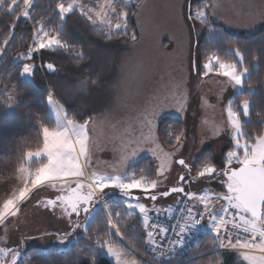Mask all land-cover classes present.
<instances>
[{
    "label": "snow or ice",
    "instance_id": "6c2138e0",
    "mask_svg": "<svg viewBox=\"0 0 264 264\" xmlns=\"http://www.w3.org/2000/svg\"><path fill=\"white\" fill-rule=\"evenodd\" d=\"M125 2L128 3L130 0ZM19 4L20 0H10L7 8L11 10ZM31 5L32 0H23L25 9L21 12L23 17L30 18L27 9ZM0 6H4V0H0ZM219 7L218 3L209 4L208 0H203V3L191 0L188 11L182 15L188 30L187 74L192 78H199L201 73L203 77L215 73L229 78L233 87L243 86L244 76L249 68L243 66L244 57L239 48L234 49L239 57V63L227 62L213 52L205 54L204 62L201 64L195 55L194 49L198 41L194 33H197L198 26H211L210 17L216 15ZM57 8L62 16L71 13L74 8H79L80 13L93 24L99 19L108 30L98 32V35L107 40H112L121 33H130L129 38L133 42L138 39L137 33L128 26V18L132 13L127 10L119 12L118 18L121 22L114 25L108 19L109 12L117 14V8L112 6V0H104L98 10L86 8L78 3V0H71L67 5L59 3ZM92 12H95L94 16L90 14ZM178 18H181L179 12ZM261 18L264 19V13H261ZM15 26L14 23L10 25L5 37L0 40V55L5 54L9 42L13 39L12 30ZM113 27L116 29L115 32L112 31ZM31 39L32 45L27 51L17 55L18 59L28 61L22 65V74L34 73L37 65L32 61L35 59V54L43 50L70 52L76 58L77 65L91 59L83 47L63 40L59 31L55 29H46L43 21L37 22ZM40 66L51 71L57 70L53 62ZM83 82L95 85L98 78L85 77ZM187 83L188 81L182 76L171 94L170 106L179 113H185L191 107L193 97L187 88ZM79 85H81L80 81L77 82V86ZM117 85L120 86L119 82ZM47 98L66 115L64 105L58 104L53 91L49 92ZM220 99L221 97L218 96L217 102ZM199 104L205 109L213 106L211 99L205 96L199 97ZM249 106L250 100L240 101L239 107L243 108L244 115L249 114ZM128 108L127 97L121 95L118 97V103L110 110L109 116H122ZM164 111L163 106L156 107L149 102L140 115L127 117V125L118 142L115 138L112 141L113 162L110 164L109 161H103L104 164L115 169L118 174L114 175L100 174L93 168L95 161L90 155L89 145V124L92 121L90 114H86L87 118L83 119V122L78 123L74 118L68 120L67 124L71 127L61 128L59 124L50 127L41 123L42 147L35 151L27 150L26 157L28 159L39 157L46 162L41 163L34 173L27 172L24 185L18 194L6 200L0 207V226L6 233L8 232L12 218H16L21 212L17 201L23 204L34 202V207L42 209V215L46 219V223H42L39 229L41 235L55 237L63 244L77 229L89 230L88 221L96 219L95 207L99 203L105 209L108 229L123 238L124 233L112 219L113 216L119 217L121 213L114 211L104 199L107 190L114 188L119 189L126 197L124 203L128 209L138 210L141 214L146 236L145 243L153 256L175 255L178 247L185 243V235L202 221L207 220L216 233L210 241L213 248L235 250L248 264H264V156L260 155V148L264 146V135H258L251 143L247 138L241 140L238 135L243 126L241 113L238 107L234 106L233 100H229L227 111L230 117L228 123L232 126V138L229 139L227 146L222 148L218 160L213 153L194 164L185 156L187 129L173 126L158 128V121ZM112 127L116 128L117 124H113ZM201 127L203 129L201 145L210 139H220L227 130L215 123L209 126L206 119L201 120ZM165 136L175 148L161 156L160 148L151 145H159ZM144 150L150 151L157 159L155 167L148 174L143 170L140 173L126 172L127 162ZM81 157L84 158L83 162ZM21 171L26 170L22 168ZM213 185H218L225 191L215 190ZM134 190H138V194ZM173 196L177 197L175 203L182 205L178 209L180 216L177 223L169 228L158 221L153 222L154 217L151 215L153 212L157 214L166 212L171 216L173 211H176L172 205L166 208L158 206L164 198ZM29 238L21 233L20 239L16 241V247H0V264H17L23 253V243ZM100 250H106L107 253L115 256L117 261L122 258L121 251L112 240L102 239L97 232L94 245L89 251L83 248L78 250L80 255L77 257V264L85 259L89 264H97L96 254ZM257 252L260 254L257 255ZM143 255L147 256L148 253L145 252ZM132 264H140V262L133 261Z\"/></svg>",
    "mask_w": 264,
    "mask_h": 264
},
{
    "label": "rangeland",
    "instance_id": "374dc122",
    "mask_svg": "<svg viewBox=\"0 0 264 264\" xmlns=\"http://www.w3.org/2000/svg\"><path fill=\"white\" fill-rule=\"evenodd\" d=\"M33 2L34 0H32ZM69 2L71 0L65 5ZM208 2L209 4L218 3L220 5L216 10V15L210 17L211 25L216 22L221 23L226 28L243 35L251 34L259 29L258 24L261 20L259 11L264 9V0H208ZM9 3L10 0H4V6H0V10L7 8ZM22 3L23 0H20L19 5ZM78 3L83 4L86 8H96L98 10L99 5L103 4L104 0H90L89 2L78 0ZM190 3L191 0H141L135 14L137 41L105 42L102 44L103 46L101 45V48H108L107 50H100L95 58L96 63L101 68L103 67L102 76L97 84L83 87V90L77 95L74 100L77 117L69 116L67 110L65 115L64 112L58 110V106H54L49 101L50 114L55 120L54 127L58 124L61 128L71 127L67 124L68 120L74 118L79 123L87 118L86 114L91 115L92 121L89 124L90 155L93 161H95L93 168L100 174H118L113 167L104 164L103 161H109L110 164L113 162V153L111 151L113 139L115 138L118 142L119 137L127 125V117L140 115L148 106L149 102L155 104L156 107L163 106L165 108V111L158 121V128L160 123L167 118H177L184 122L188 137L185 156L193 163L207 149L213 148L220 153L222 148L226 147L229 143V139L232 138V126L228 123L230 117L227 111V102L229 100H233L234 106L238 107L242 122L249 121L250 110L248 115H244L243 108L239 107L240 101H237V96L244 91V85L233 87L229 78L216 75L215 73L210 74L208 77H203L202 73L199 78L188 76V30L182 15L188 11ZM19 5L12 7L11 10ZM112 6L117 8V14L109 12L108 19L114 25L115 23L121 22L118 18V13L123 11L122 9L124 8L119 3V0H112ZM27 10L30 12V8ZM73 10L80 12L79 8H74ZM178 12L181 14V18H178ZM90 14L94 16L95 12ZM65 16L66 14L62 17L64 18ZM96 21L102 31L105 32L108 30L99 19ZM46 29L48 28L46 27ZM204 29V26H198L197 33H194L197 41L203 35ZM112 31L115 32L116 29L113 27ZM112 43L113 48L111 47ZM117 44L126 46L127 48L121 52L122 55L117 53V48L115 47ZM194 51L202 64L204 58L200 57L197 47ZM233 52L235 53L234 50ZM1 57L2 55H0V60ZM227 62L239 63V57L237 56L236 60ZM40 68L43 71V67L40 66ZM248 73L245 74L244 79ZM23 75L27 78H31L32 76V74ZM182 76L188 81L187 88L193 97L191 107L185 113H179L170 106L171 94L175 91V86ZM117 82H119L120 86L117 85ZM121 95L127 97L129 108L122 116H109L110 110L114 104L118 103V97ZM8 96L14 100V96L10 91L8 92ZM201 96L210 98L213 106L206 109L201 108L199 104V97ZM218 96L221 97L219 102H217ZM165 97L168 99L166 100ZM57 102L58 104H62L59 101ZM251 104L252 102L250 100L249 108H251ZM64 107L66 109L65 105ZM73 115L75 116V113ZM204 119L209 122V126L215 123L218 126L225 127L227 130L224 136L218 140L210 139L201 145L200 138L203 134L201 120ZM118 121H122V123H117ZM113 124H117V127L113 128ZM238 135L241 140L247 138L243 126ZM151 147H159L162 156L165 152L173 151L175 145L167 146L161 140L159 145H151ZM36 149L31 150L35 151ZM260 155L264 156V146L260 148ZM146 157L151 158L155 165L157 164L158 161L151 152L144 150L127 162L125 171L131 174L132 171L129 170L131 163H138ZM83 159L81 157L82 162ZM43 162L46 161L39 157L28 159L25 154L23 163L16 170L10 171L0 166V207L3 206L6 200L18 194V191L24 185L27 172L34 173L35 169ZM22 168L26 171L22 172ZM212 187L218 191H225V189L220 188L218 185H213ZM134 191L138 194V190ZM109 192H111V195H117L121 191L110 188L107 190V194ZM120 197L111 196L109 197V201H107L106 198L108 197L105 196L104 199L110 205L120 203L122 200L125 201L126 198L122 196L121 199ZM175 198V196L164 198L158 206L167 207L171 205L170 201ZM131 202L135 203V201ZM17 204L21 208V212L16 218H12L11 224L8 225V232L6 233L3 227L0 226V247H16V241L20 239L21 233H23L25 236L30 237L24 241L23 251L33 246L43 249L65 250L73 243L78 242L86 234V231L77 229L63 244L55 237L42 236L39 229L42 223H46V219L42 215L43 210L36 209L34 202L23 204L17 201ZM100 210L105 212L103 205L98 203L95 207V213ZM137 213H139L138 210ZM81 220H83V217H81ZM92 220L89 219L88 225ZM49 230L52 231V229ZM116 246L122 253L120 261H117L116 257L107 253L106 250H102V253L113 264H125V262L132 264L133 261H138L135 256L128 254L122 247ZM145 248L148 251L146 246ZM219 249L225 250L222 248ZM256 254L259 255L260 253L257 252ZM153 258L161 259L155 256ZM146 262L154 264L147 259ZM245 262L248 264L247 261Z\"/></svg>",
    "mask_w": 264,
    "mask_h": 264
},
{
    "label": "trees",
    "instance_id": "16d2710c",
    "mask_svg": "<svg viewBox=\"0 0 264 264\" xmlns=\"http://www.w3.org/2000/svg\"><path fill=\"white\" fill-rule=\"evenodd\" d=\"M68 1L70 0H34L30 7V18L21 15L24 9L23 3L13 10L8 8L0 10V40L5 37L10 25L13 23L16 25L12 30L13 39L0 60V166L10 171L16 170L23 163L27 150L42 146L41 123L50 127L55 126L47 98L49 92L53 91L55 99L66 106L67 114L76 118L74 100L83 87L92 85L90 82L84 83V78L90 76L98 78V81L101 79L103 67L96 63L95 58L100 50L108 49L101 48V45L105 42L132 41L129 38L130 33H121L112 40L105 39L98 35V32H104L98 27V22L93 24L77 10L67 13L63 18L58 12L57 4H66ZM140 2L141 0H130L126 3L125 0H119L124 8L123 11L132 13L128 18V26L136 33L135 14ZM198 3H202V0H198ZM39 21H43L49 30L59 31L63 40L83 47L91 59L77 65L76 58L70 52L43 50L35 54L32 62L37 67L31 78L25 77L21 69L23 63L28 61L18 59L17 55L26 52L32 45L31 37ZM112 45L113 43L111 47ZM115 47L119 54L127 49L126 46L118 44ZM236 48H239L243 54V66L249 68V73L244 79V91L237 96V101L249 99L252 102L250 119L247 122L244 121L243 128L247 139L254 142L258 135L264 133V27L251 34L241 35L221 24L213 23L210 27H205L197 45L201 58H204L205 54L215 52L226 61L237 59L233 52ZM47 62L55 63L57 70L49 72L46 67H43L42 71L40 63L42 65ZM78 81L81 82L79 86H77ZM9 91L14 96V100L8 96ZM165 126L185 129L184 122L177 118L164 119L159 129ZM162 141L167 146L173 145L168 142L166 136L162 138ZM213 153L218 160L221 152L210 148L198 157L194 164ZM154 167L155 163L151 158L146 157L133 164L131 169L136 173L143 170L145 174H148ZM110 193L108 195H111ZM111 196L122 197L121 192ZM106 200L109 201V198ZM110 206L114 211L121 213L119 217L113 216L112 219L124 233L123 238L108 229L105 212L100 210L96 213V219L89 223V230L86 231L85 236L78 242L65 250L43 249L37 246L26 248L20 264H77V257L80 255L78 250L83 248L89 251L94 245L97 232L102 239H111L114 245L122 247L142 264L144 261L145 264H150L146 262V259L154 264H246L235 250L213 248L210 241L213 240L214 235L203 237L188 256L180 261L153 258L154 256L145 248L146 236L141 215L129 210L121 203H113ZM129 212L132 214L128 215ZM145 252L148 253L147 256L143 255ZM96 259L97 264H113L102 250L96 254ZM79 264H89V261L80 260Z\"/></svg>",
    "mask_w": 264,
    "mask_h": 264
},
{
    "label": "built area",
    "instance_id": "2783aa9c",
    "mask_svg": "<svg viewBox=\"0 0 264 264\" xmlns=\"http://www.w3.org/2000/svg\"><path fill=\"white\" fill-rule=\"evenodd\" d=\"M176 211H173L171 216H169L166 212H161L159 214L153 212L151 215L154 217V221H158L161 225L171 228L177 223V220L180 216V213L178 209L182 205H178L175 202L171 204ZM171 235V233H169ZM207 235H216V233L212 230L211 224L207 222V220L202 221L200 225L195 227L194 229H191L184 237L185 243L183 246H179L177 249V252L175 255L171 257H159L162 259H172L175 261H180L181 259H184L188 256V254L191 252V250L196 247V245L199 243V241L207 236ZM146 247L148 249V245L146 244ZM150 252V250L148 249ZM151 253V252H150ZM152 254V253H151ZM153 255V254H152Z\"/></svg>",
    "mask_w": 264,
    "mask_h": 264
},
{
    "label": "crops",
    "instance_id": "0c3cea01",
    "mask_svg": "<svg viewBox=\"0 0 264 264\" xmlns=\"http://www.w3.org/2000/svg\"><path fill=\"white\" fill-rule=\"evenodd\" d=\"M260 12V18H261V13H264V9H262V11H259ZM217 23V22H216ZM218 24H221V23H218ZM222 25V24H221ZM223 26V25H222ZM258 27H259V29L260 28H262V27H264V19H262L261 18V20H260V22H259V24H258ZM228 29V28H227ZM230 30V29H229ZM230 31H232V30H230ZM232 32H234V31H232ZM234 33H236V32H234ZM237 34V33H236ZM241 35H243V34H241ZM161 124V123H160ZM159 128H160V125H159ZM149 158V157H148ZM133 164H136V163H131V165H130V169L129 170H131L132 172H133V169H131V166L133 165ZM215 187V186H214ZM106 197H111V195H106ZM124 198H126L125 196H123ZM105 198V197H104ZM121 199H122V197H120ZM120 198H118V199H120ZM175 199H177V197L175 198ZM175 199H172L169 203L170 204H172V203H174L175 202ZM121 204H123L125 207H127V205L124 203V200H122V202H120ZM217 207H218V205H217ZM163 208H166V207H163ZM129 210H131V209H129ZM131 211H133V212H136L137 213V210H131Z\"/></svg>",
    "mask_w": 264,
    "mask_h": 264
},
{
    "label": "water",
    "instance_id": "95a60500",
    "mask_svg": "<svg viewBox=\"0 0 264 264\" xmlns=\"http://www.w3.org/2000/svg\"><path fill=\"white\" fill-rule=\"evenodd\" d=\"M47 63H48V62H47ZM47 70H48V69H47ZM48 71H49V72H53V71H51V70H48ZM121 195L124 196L122 192H121ZM23 255H24V253H22V256H21L22 258H23ZM22 258L19 260V263H18V264H20Z\"/></svg>",
    "mask_w": 264,
    "mask_h": 264
}]
</instances>
